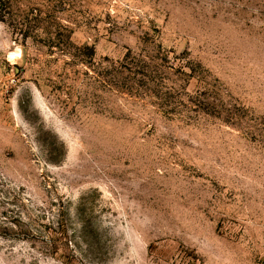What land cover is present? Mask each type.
<instances>
[{
    "label": "rangeland",
    "instance_id": "rangeland-1",
    "mask_svg": "<svg viewBox=\"0 0 264 264\" xmlns=\"http://www.w3.org/2000/svg\"><path fill=\"white\" fill-rule=\"evenodd\" d=\"M0 264H264V0H0Z\"/></svg>",
    "mask_w": 264,
    "mask_h": 264
}]
</instances>
